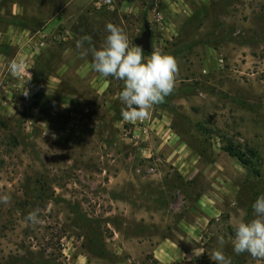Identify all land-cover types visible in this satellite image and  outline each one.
Segmentation results:
<instances>
[{
    "label": "rangeland",
    "instance_id": "374dc122",
    "mask_svg": "<svg viewBox=\"0 0 264 264\" xmlns=\"http://www.w3.org/2000/svg\"><path fill=\"white\" fill-rule=\"evenodd\" d=\"M94 4L0 0V264H215L220 236L232 264H264L232 245L264 195V0ZM108 23L133 44L148 24L144 56L179 62L145 120L76 48L99 50Z\"/></svg>",
    "mask_w": 264,
    "mask_h": 264
},
{
    "label": "clouds",
    "instance_id": "9594fccd",
    "mask_svg": "<svg viewBox=\"0 0 264 264\" xmlns=\"http://www.w3.org/2000/svg\"><path fill=\"white\" fill-rule=\"evenodd\" d=\"M106 31L108 35L99 50L92 45L89 35L77 40L76 48L82 58L91 55V68L102 77L123 81L124 87L119 93V99L125 106L121 110L122 118L131 123L145 120L154 106L165 103L166 98L174 92L180 71L179 62L176 57L160 49H152L151 54L145 57L142 46L130 42L124 29L117 25L108 23ZM9 71L14 78L19 76L25 71L23 62H11ZM24 95H29L27 89ZM10 200L9 195L0 196V203L7 204ZM252 208L253 219L233 225V251L237 255L248 253L253 259L264 261V195L255 200ZM25 219L34 225L40 224L39 209L30 212ZM218 242L221 248L212 251L209 255L211 260L215 264H232L222 251L224 237H218ZM204 253L200 247L193 248V257Z\"/></svg>",
    "mask_w": 264,
    "mask_h": 264
},
{
    "label": "water",
    "instance_id": "95a60500",
    "mask_svg": "<svg viewBox=\"0 0 264 264\" xmlns=\"http://www.w3.org/2000/svg\"><path fill=\"white\" fill-rule=\"evenodd\" d=\"M151 30L148 24L143 25V31L140 36L134 40V44L142 46L144 53H149L151 50Z\"/></svg>",
    "mask_w": 264,
    "mask_h": 264
},
{
    "label": "built area",
    "instance_id": "2783aa9c",
    "mask_svg": "<svg viewBox=\"0 0 264 264\" xmlns=\"http://www.w3.org/2000/svg\"><path fill=\"white\" fill-rule=\"evenodd\" d=\"M112 3V0H95V6L97 7H108Z\"/></svg>",
    "mask_w": 264,
    "mask_h": 264
},
{
    "label": "trees",
    "instance_id": "16d2710c",
    "mask_svg": "<svg viewBox=\"0 0 264 264\" xmlns=\"http://www.w3.org/2000/svg\"><path fill=\"white\" fill-rule=\"evenodd\" d=\"M228 152H229V154H230V155H232V157H235V158H237V160H238V161H240L241 163H243V162H244V160L241 158V156H240V155H238V154L234 153V152H233V151H231V150H228Z\"/></svg>",
    "mask_w": 264,
    "mask_h": 264
}]
</instances>
